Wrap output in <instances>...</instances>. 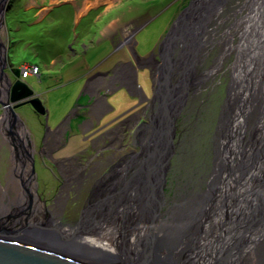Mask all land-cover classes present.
<instances>
[{"label":"rangeland","instance_id":"374dc122","mask_svg":"<svg viewBox=\"0 0 264 264\" xmlns=\"http://www.w3.org/2000/svg\"><path fill=\"white\" fill-rule=\"evenodd\" d=\"M32 1L15 0L14 6L7 10L5 16L6 25L1 24L0 27V31L2 30L0 32V43L3 44V47H7V54L8 52L11 54L8 57V62H12L20 68L24 65V62L28 64L38 63L41 66L42 75L40 76L39 70L38 74L30 75V77H27V80L34 87L35 91L40 92L43 96L45 106L49 110V118L45 126L47 129H53L67 117L69 119L72 116L76 120L83 116L80 114V116L75 115L71 111L77 104H81L77 108V113L83 111L84 105L90 101V94L82 91L87 83V75L90 73L98 75L102 71L110 70L111 67L122 59L131 60V54L136 57L142 55L148 56L149 52L158 45L160 53L162 52V57L164 58L163 64H161L163 65L161 66V70H163H159L160 73L164 72L168 76L167 78H169L170 74H174V69L171 71L172 65H169L172 62L170 58L173 60V57L168 56V46L173 41L172 38L176 29L179 26L183 27L184 16L190 10L192 1L194 0H79L77 8H80V10L77 18L72 15L74 8L71 10L67 6L59 7L51 14L52 9H43L46 3L49 4L48 1ZM86 1H93V4L87 5L84 9L81 8L85 6ZM24 10L27 11L24 12ZM104 10L105 12H103ZM102 12L103 15L99 16ZM18 14L25 21H17L16 23L19 22V26L15 23V27L9 31L12 38L11 41H13L11 47L8 46L9 43L6 40V33L8 34L7 25L9 24L10 26L13 23L12 19L14 16ZM176 22L179 23L171 33L170 29ZM105 43L108 44V47L106 52L103 53L104 47L102 46ZM134 48L137 53H135ZM90 50L93 53L98 52L95 54L90 68H86L85 56H88L87 54ZM173 53L174 51H172ZM206 60L211 63L212 53L208 54ZM68 64L73 69H67ZM158 72L154 69L152 80L154 81L153 90L155 91L151 94L149 101L146 99L140 101L137 96H134L129 91V86L121 85V87L112 89L111 86L109 87L104 83L101 85L99 98L103 102L106 100L111 105L110 109L101 117L99 123L101 128L116 127L129 118L130 115L142 109L146 105L143 102L150 104V114L148 116L150 125L142 130L141 136L138 134V128L148 123L146 116L139 118V120L137 117H133L134 119L130 122V126L127 129V135L125 137H123V133L120 135L121 143H128L130 145L126 150L130 151V148H133L132 152H137L135 157L141 155L140 153L146 147L144 137L147 136V132H151L153 127H155V115L153 116L154 104L157 103L158 108L159 106H165L167 100L164 101L166 99L163 96L164 92L166 91L167 95L170 94L168 90L175 92L178 84L174 78L176 81L170 79L171 82L167 78L163 79L164 75L162 77L163 80H161V74H158ZM220 72L221 70L217 69V72L210 76L211 80H207L203 89H201L199 100L197 99L193 103L195 106L194 110H196L194 114L188 112L189 106L192 104L191 101L183 96V103L175 109L174 115L170 118L173 132L170 142L173 144L170 147L171 155L167 161L166 178L162 185L166 203H169V200H173L179 193L181 195H188L191 192L200 190L202 186L200 180L202 177L203 180L205 177V180H207V174L209 175L213 168V158L217 143L216 134L218 132V125L220 124L219 116L221 111H223V106L226 104L227 81H225V76L219 75ZM100 77L101 75H99L98 79ZM104 77L109 78L107 75ZM132 80H134L132 86L136 89L142 88V91H144V87L148 88L151 83L149 75L144 70L140 71L137 75L138 83L136 76ZM160 81L165 82L166 86L164 85V87L160 88ZM191 92L188 90V95ZM185 99H187V102ZM138 106V110L131 114L128 113ZM18 107H16V111L23 120L25 128H27L26 130H28L27 133L33 132L38 136L43 128L40 117L36 115L38 112L34 110V107L30 103ZM2 112L3 110L0 114ZM75 123L74 121L72 126H75ZM2 133L4 136L7 135L0 126V210L3 216L9 213H19V210H22L24 206L25 209L22 211L26 212H23V214L27 213V210H29V208H26L28 207V197L30 196V190L32 191L34 188L36 192L31 198L33 202L29 204V213H31L29 221L36 219L32 212L36 210L34 206L38 204L37 213L40 219L50 213L54 219L73 226L81 215V210L91 202H95L97 193L104 189L108 190V188L109 191L114 192L120 183L122 185L121 176H123V171H125L123 168L114 176L119 178L117 186L111 185V182L109 183L108 181V186L106 185L104 189H101L100 185L103 184L104 177H110L111 175L107 174L108 168L103 162L102 154L98 150L95 151L90 148L89 137L83 136V132L68 136L67 142L52 154L53 159H58L56 161L58 165L64 163L62 158L77 156L83 159L80 175H77L78 177L72 179L71 182L68 181L65 175L67 173H65L64 169L60 168L61 171H58L53 168L50 159L40 158L35 160V172L31 168L30 158L25 159L27 164L23 168L24 172L22 174L17 173L18 171L16 170L19 169L18 163L20 162L19 158L16 161L13 157L18 152L14 150L13 144H10L9 138L7 140L8 143L6 142L7 145L4 144ZM135 135L137 137L138 135L140 136L136 139L137 141L135 140L136 142H134ZM36 148L38 149V144ZM93 153L94 156L91 157ZM97 154L99 155L97 156ZM24 176L30 177L28 179L31 182L30 185L25 181ZM190 183L194 184L193 188ZM20 188L23 190V194L17 204L15 203V198H18L17 195ZM34 202L35 204H33ZM53 203L59 206L57 208L55 206L56 213L52 212L51 214L48 211L55 209L52 207ZM166 206L163 205L162 213ZM246 207L252 214V217L249 218L250 222L264 220V195L253 202H249ZM88 212H91L90 215L92 214V210H88ZM240 212H243L242 209ZM240 212L236 213L235 227H238L245 218L246 214L242 216L243 213L241 214ZM164 219L168 222L166 218ZM101 221H103L99 225L101 229L110 225L109 227L114 229V231L117 230L115 227L117 224L115 226L111 224L119 220L115 221L106 218ZM124 224L126 225L125 222L123 226ZM109 227L107 226L106 228L110 229ZM146 228L144 227L139 230L145 232ZM135 229L137 230V228ZM107 233L111 235L110 232L107 231ZM140 236L145 239L142 234ZM132 237H128L125 241L131 240ZM154 238L153 247L151 246V241L148 239L151 249L158 247V242ZM145 240L148 241L147 238ZM170 244L178 246V241L172 240ZM131 247H134V244ZM157 254L158 256L160 255V253Z\"/></svg>","mask_w":264,"mask_h":264},{"label":"bare ground","instance_id":"6f19581e","mask_svg":"<svg viewBox=\"0 0 264 264\" xmlns=\"http://www.w3.org/2000/svg\"><path fill=\"white\" fill-rule=\"evenodd\" d=\"M238 1H193L195 8L186 13L183 27L179 26L174 32L173 41L168 46V56L173 57L169 65H172L171 71L174 69L175 73L167 79L177 80L176 90L171 95L164 92V101L167 100L163 102L165 106L158 108V104H154L155 127L144 137L146 147L141 155L121 165L125 169L121 176L122 185H116L114 192L108 188L95 196L97 203L92 214L97 216L96 219L105 213L107 219L119 220V223L116 221L111 224L115 226L117 223L114 236L107 233L114 230H110V227L107 230L106 227L110 226L107 225L102 229L100 227L103 233H96L93 241L117 249L121 244L120 239L126 240L133 236L127 241L129 252L133 255L148 251V239L153 235L158 247L150 249L160 253V260L161 257L169 256L171 261L167 260L169 262L166 264H183L186 259L189 264L209 258L214 261L216 257L225 256L229 243L233 245L239 240L240 247L249 241L246 251L240 247V264H264V220L250 222L252 214L246 207L249 202L264 195V158L263 161H254L258 154L252 158L253 150L245 147L242 165L233 168L228 165L236 154L235 138L231 135L234 133L237 139L242 128L246 137L257 120H264V0ZM209 53H212L211 63L206 60ZM22 67L20 75L23 80L34 75L29 73L23 76ZM217 69L221 70L219 75L225 76L227 90L226 106L222 108L220 124L217 126L214 166L207 174V180L206 177L200 180V190L188 195L179 193V197L166 203L162 185L168 168V162H165L167 152L171 151L168 141L171 134L173 137L172 126H168L167 118L173 116L175 109L181 106L183 96L192 103L189 104L190 111L186 110L194 114L196 110L193 103L201 96V89ZM158 74L163 80L165 73L159 71ZM160 84V88L166 86L165 82L160 81ZM188 90L192 91L190 95ZM24 162H21V167ZM24 179L31 184L29 177L24 176ZM113 180H108L111 185L116 183ZM107 182L105 180L102 188L108 185ZM191 185L193 188L194 184ZM21 188L18 198H15L17 204L22 198ZM32 192H36L34 188ZM163 205L167 206L162 213ZM37 206L32 212L37 219L33 222L44 218L38 217ZM241 209L243 212H240ZM29 212L30 207L27 213H22V223L30 219ZM237 212L243 213L242 216L246 214L247 219L244 218L235 227ZM124 222L126 225L123 226ZM140 227H147V230L140 231ZM140 234L148 241L141 238ZM117 240L119 243L115 244ZM172 240H177L178 246H172ZM225 243L228 245L226 248ZM133 244L134 247H131ZM239 257L234 258L231 264H236Z\"/></svg>","mask_w":264,"mask_h":264},{"label":"water","instance_id":"95a60500","mask_svg":"<svg viewBox=\"0 0 264 264\" xmlns=\"http://www.w3.org/2000/svg\"><path fill=\"white\" fill-rule=\"evenodd\" d=\"M9 1L10 0H0V27L1 24L6 25L5 16ZM194 8L195 6H193L192 1L190 10L192 9L193 11ZM178 23L179 22H176V24L172 26L170 29L171 33ZM134 50L135 53H137L135 48ZM8 57L7 47H3V44L0 43V90L2 88L1 84L3 78L7 77L10 84L6 98L2 99L0 97V103L4 108L3 112L0 114V126L8 137H12L13 135H19L20 126L26 127L21 117H19L16 107L30 103L36 112L46 116L45 123L48 122L49 110L48 107L45 106L43 96L35 91L34 87L29 84L27 79L23 80L21 78L20 67L12 62H8ZM137 74L136 81L138 83ZM165 75L166 74H164L163 79L168 77ZM168 92L171 94V91L168 90ZM262 112H264V109ZM262 114L260 117H262ZM170 118L171 116L167 118L168 126H172ZM240 130L241 132L239 131L237 139L234 137V133L231 135L233 139L235 138L236 154L231 157V161L227 162L229 167L232 166V168L242 165V159L245 156V147L253 150L252 158L258 154L254 161H263L264 158V120H257L246 137H244L243 129L241 128ZM26 134V138H28L29 134ZM171 137L168 141L170 146L172 145L170 142ZM237 140H239V143ZM29 143L31 142L29 141ZM21 149L23 153L28 152L23 146ZM14 150L16 152L20 150L16 143L14 145ZM167 154L165 162H167L171 155L170 152H167ZM26 157L25 159L30 158L31 168L33 172H35V159H33V155L28 152V156ZM31 198L32 194L28 197L27 206L30 204ZM24 207L23 209H25ZM22 210H19V213H9V215L6 216L0 215V264H166L169 262L167 260H170L167 255L163 258L161 257L160 260V256L150 249L153 245V235L149 236L152 245H149L148 251L145 253L141 251V253L139 252V254L133 255L130 254V248L127 247V241L124 239H118L121 241V249L120 247L116 249L115 247L106 246L105 243L93 241L96 233H103L100 231L99 227L103 222L101 221L103 218L99 220L96 219L97 216L89 218L86 216L85 209L82 210L81 215L73 226L54 219L50 213L41 221L33 222L25 220L24 223H22V213L26 212ZM20 220L22 221L20 222ZM18 222H20V224L17 225ZM110 230L113 229L111 228ZM115 232L114 230L113 232L111 231V236H113ZM118 240L115 241V244L119 243ZM249 243V241H245L241 244L240 247L243 248L242 251H246L249 247ZM229 244L230 246L225 256L222 255L223 258L219 256L221 258L216 257L217 259L214 261L210 258L203 259L196 264H231L234 258L240 256L239 240L233 245L231 243ZM226 246H228L227 243H225L224 247L226 248ZM149 251H151V253ZM240 262L239 257L236 264H240ZM183 264H189V260L186 259Z\"/></svg>","mask_w":264,"mask_h":264},{"label":"flooded vegetation","instance_id":"af4514ba","mask_svg":"<svg viewBox=\"0 0 264 264\" xmlns=\"http://www.w3.org/2000/svg\"><path fill=\"white\" fill-rule=\"evenodd\" d=\"M163 56H164V53H163ZM130 57H131L130 58L131 60L122 59L119 62H117L113 67H111L110 70L107 69L105 71H102L98 75L92 74V73L87 75V81H86L87 83L85 84L82 91H85L86 93L90 94V97H91L90 101H89V103L84 105V110L80 111L81 113L80 112L77 113V108L81 104H77L76 107L71 111L75 115H79V114L83 115L79 119L74 120L73 117L70 116L69 119H67L68 118L67 117L62 122H60L57 127L53 128V129H50V128L47 129V127L45 126L46 116H43V115H40L37 113L36 115L38 117H40V120L42 122V127H43L42 130L39 132L40 134L38 136H36L35 133L30 132L28 138H26L27 137L26 133L28 130H26V128H24L23 126L20 127V130L18 132L19 133L18 136L13 135L12 137H8L7 135L4 136L2 133V136L4 139V144H6V142L8 143L7 140L9 138L11 141L10 144H13V146L15 145L16 142H18V143H16L17 146H18V144L20 145V147L18 148V149H20V150H18L19 155L15 153V156L13 157L14 160H16V161L19 158L18 160L20 163H18L19 169L16 170V171H18L17 173L22 174L24 172L23 168H25V165L27 164V161L25 160V158H27L26 156H28V152L23 153V151L21 149L23 146L24 149H27V151H29L33 155V159H35V160L40 159V158L50 159L52 162L53 168L57 169L58 171H61L60 168L64 169L65 173H67L65 175H66L68 181L71 182L72 179L78 177L77 175H80V171L82 170L83 159L78 158L77 156H73L71 158H62V161L64 163H62V164L60 163V165H58V162H56L58 159L57 160L53 159L52 154L56 150L60 149V147L65 144V142H67L68 136H70L71 134L83 132V134H84L83 136L89 137L90 146H91L90 148L94 149L95 151L98 150L99 153L102 154L101 157L104 159L103 162L106 165V167L108 168L107 174L112 176V177L111 176L110 177L109 176L104 177L103 184L100 185L101 189H104V188H102V186L104 185V180H106V182H107L108 180L114 178V180H113L114 182L117 183L119 181L118 178L114 177V176H116L117 173H119L121 171L123 164L125 165L128 161L133 160L137 154V152H132L133 148H130L131 152L126 150V148L130 145H128V143L122 144L120 135H122L121 133L124 134L123 137H125L127 135L126 134L127 129L130 126V122L133 121V119H134L133 117H137L139 120V118L146 116L148 123L146 125H144L143 127L139 126V128H138L139 129L138 134L141 136L142 130L144 128H147L150 125V122L148 119V116L150 114V112H149V105L150 104H147V102H143L146 105L142 109H139V106L133 108V110L128 112L129 114L133 113L134 111H136L138 109L139 110L136 111V113H134L133 115H130L129 118L125 119L123 121V123H121L120 125H118L116 127L101 128V125H99L101 117L111 107V105L109 103H107L106 100L103 102L99 98L100 89L102 87L101 85L104 83V84L108 85L109 87L111 86L112 89L121 87V85H124L126 87L129 86L130 87V88H128L129 91H131L134 96H137L140 101H143L145 99L147 101H149L151 94H153L155 91V90H153L154 89L153 88V86H154L153 82L154 81L152 80L154 69H156L158 72L160 70L159 69L160 67L158 68V66L163 64L162 62L164 60V58L162 57V52L160 53V48L158 47V45L155 46V48H153L151 50V52H149L148 56L142 55V56L136 57V56H133V54H131ZM142 70L147 72V74L149 75V80L151 81L150 86L148 88L144 87V91H146L145 93H144V91H142V89H140V88L136 89V88H134V86H132V83L134 81L132 79L133 78L135 79L136 74ZM99 75H101V77L98 79ZM102 75H103V77H102ZM106 75L109 76V78H105L104 76H106ZM121 77H122V79H121ZM9 85L10 84H9L8 78L7 77L3 78V82L1 84L2 88L0 90V97L2 99L6 98V95L9 91V88H10ZM123 91L125 92V90H123ZM18 108H20V107H18ZM2 110H3V107L0 104V112ZM69 114H71V113H69ZM74 121L76 122L75 126H72ZM100 128H101V130H100ZM139 135H138V137H137V135H135L136 137H134V142H136L137 141L136 139L140 137ZM29 141L31 143H29ZM37 144H38V149L36 148ZM132 145H134V144L132 143ZM45 146H46V148H45ZM98 146H99V148H97ZM8 147H9V144H8ZM85 149H87V148H85ZM98 155L99 154H97V156ZM93 156H94V153L91 157H93ZM101 157H100V159H101ZM24 160H25L24 166L21 167L22 165L20 166V164ZM123 169H122V171H123ZM81 183H82V181H81ZM116 183H115V185H116ZM30 194L34 195L35 193H33L30 190ZM31 202H33V201H31ZM91 203L88 206H85L84 209L86 210V215L88 214L87 217L94 218V215L93 214L90 215L91 212H88V210H93L94 204H96L97 201L95 200L94 203L93 202H91ZM55 206L57 208L59 205L58 204L55 205L53 203L52 207L55 208ZM56 208L54 210H51V211H48V210H46V211L51 212V214H52V212L56 213ZM164 215H167V214L165 213ZM101 218H103V220L106 219L105 213H103V215L101 214Z\"/></svg>","mask_w":264,"mask_h":264},{"label":"crops","instance_id":"0c3cea01","mask_svg":"<svg viewBox=\"0 0 264 264\" xmlns=\"http://www.w3.org/2000/svg\"><path fill=\"white\" fill-rule=\"evenodd\" d=\"M34 2L35 1H37V0H33ZM32 1V2H33ZM39 1H41V0H39ZM46 1H48L49 2V4H45L44 6L45 7H43V9L44 10H46V9H52V11L50 12L51 14H53L54 13V11L56 10V8H59V7H64V6H67L68 8H71V10H72V8H74V12H72V15H73V17H75V18H77V15H78V12H79V10H80V8H77V5H79L78 4V2H79V0H74V1H72V0H46ZM76 1V2H75ZM93 1H86L85 3V6H82L81 8H86V6L87 5H92L93 3H92ZM77 3V4H76ZM29 4V3H28ZM96 4V3H95ZM33 9V8H32ZM93 10V9H92ZM27 11V10H26ZM25 10H24V12H26ZM91 11V10H90ZM89 11V12H90ZM20 12H22V11H20ZM88 12V13H89ZM103 12H105V10L103 11ZM103 12L99 15V16H101V15H103ZM50 14V15H51ZM21 17H20V14H18V15H16V16H14V18L12 19V24L9 26V24L7 25V28H8V34L6 33V40H8L7 41V43H9L8 44V46H11L12 47V42L13 41H11L12 40V38H11V36H10V30H12V28H14L15 27V23L17 22V21H25L24 19H20ZM74 18V19H75ZM18 26H19V22L18 23H16ZM2 31V30H1ZM0 31V32H1ZM1 34V33H0ZM107 43V42H106ZM105 43V44H106ZM103 44V46L102 47H104V52L103 53H105L106 52V50H107V45L108 44ZM100 49H102V48H100ZM98 52V51H97ZM96 52V53H97ZM96 53H93L91 50L88 52V56L86 57L85 56V61H86V63H85V67L86 68H90V66H91V63L93 62V59H94V56H95V54ZM102 53V54H103ZM8 54H10V52H8ZM101 54V53H100ZM100 54H98V55H100ZM11 55V54H10ZM24 63H26V62H24ZM70 64H68L67 65V69H73V68H71L70 66H69ZM40 68H41V66H40ZM40 74H41V70H40ZM42 75V74H41ZM40 75V76H41ZM31 76H33V75H31ZM28 77H30V76H28Z\"/></svg>","mask_w":264,"mask_h":264},{"label":"built area","instance_id":"2783aa9c","mask_svg":"<svg viewBox=\"0 0 264 264\" xmlns=\"http://www.w3.org/2000/svg\"><path fill=\"white\" fill-rule=\"evenodd\" d=\"M40 70L39 64H31V63H24V66L22 67V75L27 76L29 73L32 74H38Z\"/></svg>","mask_w":264,"mask_h":264},{"label":"trees","instance_id":"16d2710c","mask_svg":"<svg viewBox=\"0 0 264 264\" xmlns=\"http://www.w3.org/2000/svg\"><path fill=\"white\" fill-rule=\"evenodd\" d=\"M14 4H15V0H10V3L8 4V9H11L14 6Z\"/></svg>","mask_w":264,"mask_h":264}]
</instances>
